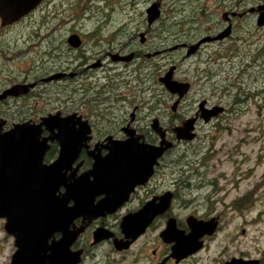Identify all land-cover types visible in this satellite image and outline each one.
Listing matches in <instances>:
<instances>
[{
	"label": "flooded vegetation",
	"instance_id": "obj_1",
	"mask_svg": "<svg viewBox=\"0 0 264 264\" xmlns=\"http://www.w3.org/2000/svg\"><path fill=\"white\" fill-rule=\"evenodd\" d=\"M241 1L243 0H228L224 5L223 11H227L228 17L230 16V20L226 18V21L232 20V32L233 20L237 17H231V13L241 7ZM132 2L128 3V7L137 9L138 4L132 6ZM154 2L158 3L161 12L163 0ZM68 3L70 5L67 9ZM149 3L148 6L153 1ZM180 3L181 0H175L174 5L177 6ZM63 5L66 7L63 8ZM71 6L70 0H42L16 22L0 25L1 31L23 24L27 33H30V37H37L36 45L40 47L41 55H44V58H40L38 65L43 67L41 71L36 70L32 73L28 70L23 71L24 74L15 82H10L8 74L0 75V93L13 84L34 83L22 94L0 99L1 132L7 131L15 123H39L42 117L57 112L61 116L75 113L81 119L86 120L90 126V138L84 142L85 145L80 148L75 160L62 172L63 180L66 179L68 183H72L79 176L91 171L93 155L104 156L108 153L107 141L104 140L106 137H111L113 140H124L127 136L126 131L133 129L135 135L140 136V142L159 144L160 139L152 129L140 128L137 124L143 113L140 99L142 71L151 74L148 86H152L154 84L152 74L156 68H160L161 74H164L172 65L175 66V70L178 68V63L174 64L169 61L172 58L170 54L182 51L184 59L191 58L199 53L203 46L213 43L222 44L230 38L228 36L221 40L203 43L190 56L185 54L187 46H178L175 49L172 47L181 43L189 45L201 37L190 38V40L177 38L173 40V43L159 44V37L145 36L147 31L128 34L126 30L125 34L124 32L117 34L119 37H78V42L70 45L68 37L65 39L53 37L50 32L53 22L60 18L63 12L71 9ZM242 12L241 16L246 13H255L247 10H242ZM135 14L133 13V19ZM227 22L223 21V25L225 26ZM154 24L155 22L147 23V27ZM40 26L44 28L45 36L40 34ZM56 27L53 30H56ZM125 27L128 26L125 24L122 31L127 29ZM53 33L55 34V31ZM141 33L143 37L140 36ZM7 36H9L7 32H0V48L3 44L7 47L1 39ZM68 52L73 56V66L69 68L61 65L55 66L58 58ZM158 55L165 57L161 65L154 60ZM46 56L49 57L48 61H51L54 67L44 69L47 68L46 60H44ZM38 66L36 68H40ZM0 70V74L7 71V69ZM175 70L173 78L188 81L176 78ZM56 72H64L65 75L59 79L43 80ZM238 73L234 76V85L240 78L249 77V67L247 70H238ZM124 74L129 75L126 77H130L129 81L132 82L127 94L123 91ZM69 79L72 84L76 83L75 89L81 97L71 98L70 106L66 107L68 103L60 97L62 91L50 89L55 86L56 88L62 87L63 81ZM135 80L137 82H134ZM188 82L191 85L190 89L180 99L176 110L172 111V116L167 121L168 124L163 125L159 122L165 129V138L172 141L173 145L158 158L152 174L132 189L129 186L120 187L126 182L119 178L103 179L102 184L90 188L91 194L88 195L87 206L88 214L93 216L85 224L84 229L75 234L74 238L68 237V239L73 238L68 250L70 252L80 251V260L76 264H84L87 259L89 264H264V249L257 244L256 240L264 236V232L256 229L254 225L255 219L251 209L255 201L253 194L244 192L229 198L231 191L237 189L236 182L224 178V182L230 183L231 187L221 188L216 178L193 179L191 176L198 175V172H194L196 166L194 167L191 162L186 164L185 178L173 177L172 149L181 142L193 141L196 138V128L199 124L215 123L224 111H228L229 106L222 101L211 103L208 99L197 98V109L184 117L178 115V110L192 89V82ZM160 84L164 87L162 83ZM171 95L175 101L177 95ZM157 96V93L153 95L156 102H158ZM202 100L206 101L204 108L222 106L223 111L205 121L200 116L201 112L198 107ZM52 102L53 106H49ZM127 105L130 106L129 110H127ZM155 109H157L155 105L150 106L145 117H151ZM189 117H196L194 137L190 140H176L173 127L181 125ZM154 118L157 117L151 118V121ZM76 127L78 128V124ZM57 133V129L49 131L45 128L39 132L38 141L41 142L42 138H47L49 145L41 164L48 165L57 157L60 145L56 140L48 139L49 136ZM26 148L23 147L24 150ZM11 175L12 178L14 175L13 179L21 180L25 174L22 171L17 173L13 171ZM89 177L90 181L93 180L91 174ZM65 192L66 188L61 184L55 194L63 199L66 197ZM73 204L74 201L69 199L67 206L70 208ZM146 207H148L147 210H145ZM137 213L139 217L136 222L137 226L134 227L135 232L132 230L134 228L122 226L124 217ZM0 219L4 220V218ZM144 223L147 224L143 226ZM81 225H84L83 217L77 215L69 223L66 232L71 235L77 232ZM256 230L259 231L258 235H256ZM63 233L62 230H54L48 237L47 243L58 242L62 239ZM6 234L13 246L11 261L17 249L15 236L12 233L6 232Z\"/></svg>",
	"mask_w": 264,
	"mask_h": 264
},
{
	"label": "rangeland",
	"instance_id": "obj_2",
	"mask_svg": "<svg viewBox=\"0 0 264 264\" xmlns=\"http://www.w3.org/2000/svg\"><path fill=\"white\" fill-rule=\"evenodd\" d=\"M70 1L72 2L71 9L63 12L58 18L59 20H55L51 25L50 33L53 37L65 39L72 33H76L80 37H119L117 34H122V32L125 34L126 30L128 34L147 31L146 37H159L158 43L162 44L163 42L173 43L174 39L177 40L180 37L190 40V38L206 34L215 35L229 23L222 17V14L227 12L223 9L228 0H181L177 6L174 5L175 0H163L160 16L151 27H147L146 8L150 1L157 3L154 2L156 0ZM131 2L132 6L138 4L137 9L128 7V3ZM260 2L261 0H243L240 10L237 9L233 12L243 13L242 10L246 11L250 6H255ZM69 5L70 3H68L67 9ZM65 7L63 5V8ZM133 13H136L134 19ZM236 17L233 20V34L222 44L205 45L199 53L187 59H184L182 51L169 55L172 57L169 59L170 62L178 63L175 77L192 82V89L178 110V115L184 117L197 109V98L208 99L211 103L222 101L229 104L231 102L228 111H224L215 123L198 125L197 135L193 141L181 142L172 149L173 177L176 179L185 178L187 175L184 172L186 164L191 162L194 167L196 166L194 172H198V175L191 176L193 179L216 178L221 188L231 187L230 183L224 182V178L233 180L237 183V189L231 191L229 198L244 192L253 194L255 201L251 209L255 219L254 225L256 229L264 232V211H262L264 209V55L261 57L255 55L249 68V77L240 78L233 85L234 88L240 87V90H244L245 93L249 92L245 100L236 103L232 101L233 93L228 97L227 91L221 93L220 89L216 90L215 95L210 92L212 85L209 81L221 79V83L229 82L236 74H239L238 70L242 69L247 63V59L250 58L241 52L248 50V53L254 55V48L264 44V26L259 27L255 24L256 13H246L244 16L236 15ZM223 21L227 22L225 26ZM230 22L232 23V20ZM125 24L128 27L122 31ZM254 26L259 27L255 32H253ZM55 27L56 30H53ZM40 29V34L45 36L44 28L40 26ZM0 32H7L9 35L1 38L8 47L3 44V47L0 48V69H7L6 72H1V76L8 74L10 82H15L24 74L23 71L28 70L29 73L36 70L41 71L43 67L38 65L40 58H44V55H41L42 51L36 45L37 37H30V33H27L23 24ZM230 45H235L240 52L237 51V55L227 59L221 54ZM217 53L220 54L219 57ZM215 55L217 59H214ZM72 57L70 52L60 56L55 66L61 65L64 68L73 66ZM48 59V56L44 59L47 67L44 69L54 67ZM154 60L161 65L164 63L165 57L158 55ZM36 66L40 68H36ZM209 70L213 72L212 80L207 76ZM160 71V68H156L152 74L154 81L152 86H148L151 74L142 71L140 75L142 83L140 99L143 105L141 119L137 121L140 128L151 130L150 123L153 117H157L161 124L167 125V121L172 116L170 106L174 99L157 80V77L163 75ZM126 76L129 75L124 74L123 91L125 94L128 93L132 84L129 81L130 77ZM63 83L62 87L56 88L55 86L50 90L62 91L60 97L65 103H68L66 107H69L71 98H79L81 95L75 89L76 83L72 84L70 79ZM257 91L258 94H256ZM156 93L158 102L153 97ZM239 97L243 98L242 95ZM53 104L52 102L49 106H53ZM153 105L157 109L151 113V117L146 118L145 113ZM127 107L129 110L130 106L127 105ZM107 127L109 126L107 125ZM3 224L4 220L0 219V264H9L13 246ZM258 232L256 230V235L259 234ZM256 240L257 244L264 249V236ZM84 264H89V260L87 259Z\"/></svg>",
	"mask_w": 264,
	"mask_h": 264
},
{
	"label": "water",
	"instance_id": "obj_3",
	"mask_svg": "<svg viewBox=\"0 0 264 264\" xmlns=\"http://www.w3.org/2000/svg\"><path fill=\"white\" fill-rule=\"evenodd\" d=\"M41 1L0 0V25L16 22ZM247 11L256 13L257 26H264V0L256 6L249 7ZM146 13L148 24L157 20L160 16L158 3L148 6ZM231 14V16H241L243 13L232 12ZM222 17L225 21L226 18L230 20L227 12H224ZM231 33L232 23L229 21L215 35L206 34L194 43L176 44L172 48L187 46L185 54L190 56L203 43L224 39ZM140 36L143 37V34L141 33ZM78 37L80 36L76 33L70 34L68 43L75 45ZM174 70L175 66L172 65L158 78L169 93L177 95L170 106L172 111L176 110L180 99L188 93L191 86L188 81L173 78ZM64 75V72H56L43 80L59 79ZM33 85L34 83L13 84L0 93V99L22 94ZM205 103L206 101L202 100L198 104L200 116L205 121L223 111L222 106L206 109ZM195 121L196 117H189L181 125L173 127L175 139H192L195 135L193 131ZM1 128L0 124V218L5 220L4 230L15 236L17 247L9 264H76L80 260V251L70 252L68 248L75 234L82 231L93 216L88 214L87 206L88 195L91 194L90 188L102 184L103 179L119 178L126 182L120 187L129 186L132 189L152 174L158 158L173 145L172 141L165 138V129L162 128L159 120L154 118L150 128L158 135L159 144L140 142V136H136L133 129L126 131L127 136L124 140L106 137L104 140L107 141L108 153L104 156L93 155L91 171L68 183L66 179L63 180L62 172L75 160L80 148L85 145L84 142L90 138V126L86 120L75 113L61 116L57 112L42 117L39 123H15L5 132H1ZM44 128L49 131L58 130L57 134L49 136L48 139L56 140L60 145L57 157L48 165L41 164L42 157L49 147L47 138H42L41 142L38 141L39 132ZM23 145L28 149L24 150ZM13 171L24 172V178L13 179L14 175L13 178L11 175ZM89 174L93 178L91 181ZM61 184L66 188V197L63 199L55 194ZM69 199L74 201L70 208L67 206ZM77 215L83 217L84 225L70 235L66 229ZM138 217V213L128 215L123 218L121 224L132 229L137 226ZM145 224L147 223L143 226ZM54 230L64 231L63 237L58 242L48 244L47 239ZM132 230L136 231L135 228ZM69 236L73 238L68 239Z\"/></svg>",
	"mask_w": 264,
	"mask_h": 264
},
{
	"label": "trees",
	"instance_id": "obj_4",
	"mask_svg": "<svg viewBox=\"0 0 264 264\" xmlns=\"http://www.w3.org/2000/svg\"><path fill=\"white\" fill-rule=\"evenodd\" d=\"M258 28L259 27L254 26L253 32H255V30H257ZM232 34H233V32L231 33V35ZM231 35L229 37H231ZM180 38H182V37H180ZM254 50H255V54L254 55L248 53V50H246L245 52H241L243 54H246V57L247 56L250 57L249 59H247L248 60L247 63L244 64V66L242 68L243 70H247L248 67L250 68L251 62L253 61V58H254L255 55H256V57H258V56L261 57V56L264 55V44L263 45L260 44L259 46H256L254 48ZM237 51L240 52V50L235 45H230V46H228V47L225 48V52L223 53V55L224 56H227L228 57V58L226 57L227 59H231L232 56L237 55V53H238ZM217 56L219 57L220 54L217 53ZM217 56L216 55L213 56L214 59L215 58L217 59ZM195 72H197V71H195ZM208 72H209V74H207V76H208V78L210 80H212L213 79V76H212L213 75L212 74L213 72L211 70H209ZM215 75L217 76V74H215ZM209 82H211V85H212V88H211V91H210L212 95H215L217 89H220V92L221 93H224L225 91H227L226 95L228 97H230V95H232V93H233V95H232V101H235L236 103H238L241 100H245L246 97H247V93H249V92L245 93L244 90H240V87H237V88H234L233 87L234 82H235V78L234 77L229 82L226 81L224 83H221L222 82L221 79L220 80L219 79H216L214 81H209ZM257 93H258V91H257ZM240 95H242L243 98L242 97H239ZM220 98H222V95H220ZM229 104H231V102Z\"/></svg>",
	"mask_w": 264,
	"mask_h": 264
}]
</instances>
